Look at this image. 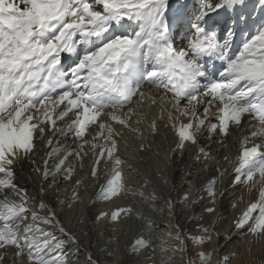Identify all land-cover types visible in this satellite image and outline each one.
Segmentation results:
<instances>
[{
    "label": "snow or ice",
    "instance_id": "1",
    "mask_svg": "<svg viewBox=\"0 0 264 264\" xmlns=\"http://www.w3.org/2000/svg\"><path fill=\"white\" fill-rule=\"evenodd\" d=\"M255 11L249 0H0V250L14 249V264L23 257L27 264H72L80 242L56 208L64 196L69 208L80 202L78 168L86 160L98 183L94 204L135 195L156 209L164 201V229L177 242L170 255L187 254L185 264H212L220 248L217 206L228 193L226 176L230 187L255 192L235 229L264 238V7L259 19ZM145 106L158 110L151 134L160 123L173 133V152L194 150L193 167L204 163L205 171L215 161L203 182L189 170L179 194L175 187L166 195L130 192L124 165H131L119 140L124 131L143 137ZM229 140L236 156L213 155V144L227 149ZM23 180L34 181L38 202ZM67 182L70 193L57 187ZM51 189L56 204L47 199ZM133 211L116 207L95 220L119 224ZM135 214L143 229L154 230L150 216ZM179 215L188 218L186 230ZM151 248L141 231L129 251ZM86 264L99 262L86 253Z\"/></svg>",
    "mask_w": 264,
    "mask_h": 264
},
{
    "label": "bare ground",
    "instance_id": "2",
    "mask_svg": "<svg viewBox=\"0 0 264 264\" xmlns=\"http://www.w3.org/2000/svg\"><path fill=\"white\" fill-rule=\"evenodd\" d=\"M256 3L259 6L254 13V18L259 19L260 10L258 9L264 7V3L261 0H249L250 9ZM157 111L155 108L144 107L143 112L146 118L144 123L139 126L144 133L143 137L133 136L124 131L119 140L120 155L122 158L128 160L131 165V168H129L128 164L124 165L126 171H131V177L128 180L129 190L130 192L140 190L144 191L145 195H149L155 189L157 193L166 195L175 187L176 194H179L184 189L189 170L195 173L193 177L195 182H203L211 175L215 161H211L207 165V171H205L206 166L204 163L193 167L194 150L186 148L184 153L173 152L175 137L162 123H160L159 131L155 135L151 134L148 125L152 120L153 114ZM133 126L136 127L135 124ZM66 143L71 145L72 141L69 139ZM208 143L211 142L209 141ZM141 144L145 146L144 150L141 149ZM237 148L238 145L235 140H229V147L227 149L213 144L212 152L217 158L223 152H227L230 156L234 157L237 155ZM40 155H43V153ZM37 159H39V156ZM89 163L90 161H85L86 167L82 172L78 168L79 175L85 180V184L80 188V202L73 204L69 208L67 206V196H64L61 199L65 200V204L62 206L58 205L56 208L57 214L65 227L74 233L80 242L79 253L77 254L73 250L69 254L72 264H86V253H91L99 264H185L187 254L175 251L174 255H170L173 253L171 246L177 242L164 229V226L169 223L166 219L167 212L163 211L161 214L164 201H157L156 209L142 203L135 195L122 196L109 202L94 204L93 197L97 191L98 183L89 179V168L87 167ZM106 178L102 175V179ZM229 179L230 177H225V187L228 188V193L223 202L217 206V217L222 215L224 218L217 224V230L221 233L220 248L213 255L212 264H218V261L225 254L230 253V249L222 239L225 232L231 233L230 242H232L234 247L237 246L242 254V260L239 263L234 262L231 264H264V238L257 240L251 235H242L234 227V220L255 199V192L249 195L246 189L232 188L228 185ZM21 183L38 202L39 197L34 181L23 180ZM145 183L147 187L142 188V185ZM57 187L67 189L70 193L72 182L60 183ZM193 191H195V185ZM54 192L55 189L49 190L47 199L56 204ZM240 196H243V200L239 201L235 209H233L230 202ZM129 206L134 209L133 215L131 217H122L119 224H109L107 217L102 221L95 220L96 215L101 211L110 213L116 207ZM137 210L151 217L154 221L153 231L148 232L142 228L143 222L138 220L135 214ZM177 211L179 213V209ZM217 217L211 218L212 222L215 223ZM178 218L186 230L188 218L183 215H179ZM171 222L176 223V220L174 219ZM141 231H144L153 240L154 248L145 249L139 254H132L129 248ZM57 236H60V234L57 233ZM255 241H259V245L254 249L251 243ZM214 243L215 237L213 238ZM212 246L208 245L207 247L211 249ZM162 250L164 252L163 255L161 254ZM13 253L14 249H9L6 254L4 250H0V255H5L4 264H14ZM19 264H27V258H21Z\"/></svg>",
    "mask_w": 264,
    "mask_h": 264
},
{
    "label": "rangeland",
    "instance_id": "3",
    "mask_svg": "<svg viewBox=\"0 0 264 264\" xmlns=\"http://www.w3.org/2000/svg\"><path fill=\"white\" fill-rule=\"evenodd\" d=\"M258 6H259V4H257L256 3V5H254V7L253 8H255V10H257V8H258ZM258 10H260V9H258ZM256 12V11H255ZM225 244L227 245V247L230 249L229 251H230V253H228V254H225V255H234L235 256V259H232L231 260V263H239L241 260H242V254H241V252H240V250L238 249V247L236 246V247H234V245L232 244V242H230V239L227 241V242H225ZM259 245V241H255L254 243H251V246L255 249V248H257V246ZM255 246V247H254ZM255 255V254H254ZM238 261V262H237ZM258 264H260V263H258Z\"/></svg>",
    "mask_w": 264,
    "mask_h": 264
}]
</instances>
